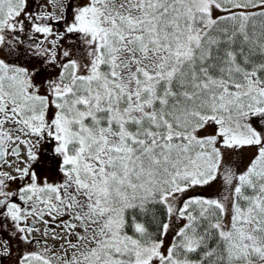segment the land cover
<instances>
[{"label": "snow or ice", "instance_id": "6c2138e0", "mask_svg": "<svg viewBox=\"0 0 264 264\" xmlns=\"http://www.w3.org/2000/svg\"><path fill=\"white\" fill-rule=\"evenodd\" d=\"M0 264H264V0H0Z\"/></svg>", "mask_w": 264, "mask_h": 264}]
</instances>
